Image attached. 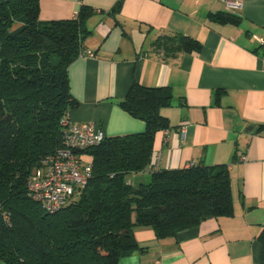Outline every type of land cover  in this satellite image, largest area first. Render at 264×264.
I'll return each mask as SVG.
<instances>
[{"label": "trees", "instance_id": "obj_1", "mask_svg": "<svg viewBox=\"0 0 264 264\" xmlns=\"http://www.w3.org/2000/svg\"><path fill=\"white\" fill-rule=\"evenodd\" d=\"M120 0L114 11L121 6ZM94 10L82 6L69 20H40L39 0H0V261L4 264H118L146 253L135 238L152 229L158 240L176 237L209 219L233 214L227 166L153 170L158 132L172 129L162 110L173 105L168 87L134 83L118 105L145 122L139 134L105 137L79 152L92 174L60 209L33 199L29 181L43 161L65 147L62 121L79 102L69 68L84 51ZM231 13L211 20L235 21ZM156 50L199 53L185 36H163ZM264 125L258 128L261 132ZM264 262V228L259 235Z\"/></svg>", "mask_w": 264, "mask_h": 264}, {"label": "crops", "instance_id": "obj_2", "mask_svg": "<svg viewBox=\"0 0 264 264\" xmlns=\"http://www.w3.org/2000/svg\"><path fill=\"white\" fill-rule=\"evenodd\" d=\"M39 0L40 20L73 19L82 6L95 14L84 51L69 68L71 93L79 107L69 120L92 123L105 137L139 134L145 122L118 102L130 87H168L173 105L162 110L172 129L155 137L160 169L227 166L233 214L209 219L174 238L158 240L139 228L135 238L146 253L118 264H264L259 235L264 228V0ZM238 19L219 23L211 16ZM197 40L199 53L174 56L156 50L163 36ZM186 124V134L178 128ZM244 156L245 161H240ZM0 264H4L0 261Z\"/></svg>", "mask_w": 264, "mask_h": 264}, {"label": "built area", "instance_id": "obj_3", "mask_svg": "<svg viewBox=\"0 0 264 264\" xmlns=\"http://www.w3.org/2000/svg\"><path fill=\"white\" fill-rule=\"evenodd\" d=\"M233 10L239 9V3L222 0ZM93 57L91 51H83L79 57ZM65 129V147L43 161V167L33 174L29 181V192L33 199L43 207L54 212L64 206L80 189L88 183L92 174V165L83 161L79 152L100 144L104 134L92 123L71 122L69 117L62 121ZM170 134L165 131L166 137ZM182 137L186 134V124L178 128ZM240 161H245L242 156ZM160 153L153 155L151 166L153 170L160 168ZM195 166L191 162L188 168Z\"/></svg>", "mask_w": 264, "mask_h": 264}, {"label": "rangeland", "instance_id": "obj_4", "mask_svg": "<svg viewBox=\"0 0 264 264\" xmlns=\"http://www.w3.org/2000/svg\"><path fill=\"white\" fill-rule=\"evenodd\" d=\"M83 158H84L86 161L89 160V158H88L87 156H83Z\"/></svg>", "mask_w": 264, "mask_h": 264}]
</instances>
